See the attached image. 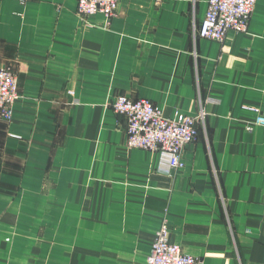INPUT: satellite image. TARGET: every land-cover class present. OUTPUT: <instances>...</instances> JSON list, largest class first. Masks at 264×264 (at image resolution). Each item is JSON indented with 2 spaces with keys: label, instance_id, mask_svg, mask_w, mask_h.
Returning a JSON list of instances; mask_svg holds the SVG:
<instances>
[{
  "label": "crops",
  "instance_id": "1",
  "mask_svg": "<svg viewBox=\"0 0 264 264\" xmlns=\"http://www.w3.org/2000/svg\"><path fill=\"white\" fill-rule=\"evenodd\" d=\"M0 0V66L18 92L0 118V264H147L157 231L198 264H264V0L248 31L194 37L208 0ZM166 116L207 112L182 169L127 145L115 96Z\"/></svg>",
  "mask_w": 264,
  "mask_h": 264
},
{
  "label": "built area",
  "instance_id": "2",
  "mask_svg": "<svg viewBox=\"0 0 264 264\" xmlns=\"http://www.w3.org/2000/svg\"><path fill=\"white\" fill-rule=\"evenodd\" d=\"M120 0H78L77 13L82 19L104 14L110 19L118 14ZM257 0H208L205 18L193 26L194 37L224 42L231 33L248 31ZM18 78L15 72L0 66V118L11 121L19 98ZM112 107L128 120L127 145L145 148L162 154L170 169L186 167L183 151L199 134V125H205L207 112L201 108L196 116L176 112L166 116L161 108L148 98L133 99L117 95ZM256 117L249 124L264 125L261 110L253 107ZM199 258L184 252L182 246L170 240V223L164 219L157 231L147 264H198Z\"/></svg>",
  "mask_w": 264,
  "mask_h": 264
},
{
  "label": "bare ground",
  "instance_id": "3",
  "mask_svg": "<svg viewBox=\"0 0 264 264\" xmlns=\"http://www.w3.org/2000/svg\"><path fill=\"white\" fill-rule=\"evenodd\" d=\"M19 93V92H18Z\"/></svg>",
  "mask_w": 264,
  "mask_h": 264
}]
</instances>
